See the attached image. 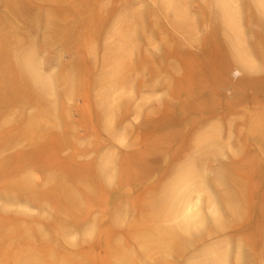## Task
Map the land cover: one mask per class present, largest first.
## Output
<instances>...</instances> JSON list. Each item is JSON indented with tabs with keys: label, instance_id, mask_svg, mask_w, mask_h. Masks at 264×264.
I'll use <instances>...</instances> for the list:
<instances>
[{
	"label": "rangeland",
	"instance_id": "1",
	"mask_svg": "<svg viewBox=\"0 0 264 264\" xmlns=\"http://www.w3.org/2000/svg\"><path fill=\"white\" fill-rule=\"evenodd\" d=\"M49 26L61 31L60 41L42 47ZM260 29L264 32V0H0V141L29 128L23 134L26 139L1 157L29 151L27 138L37 132L45 134L44 141L62 135L71 143L63 151L36 154L41 171L25 165L33 155L24 152L25 156L16 157V163L0 169L4 185L0 190L11 186L12 180L28 178L45 193L62 191L61 201L64 192L73 196L68 215L59 207L55 212L45 202L40 208L0 200V264H23L19 260L26 255L34 257V264H53V260L58 261L55 264H264V165L236 170L240 200L222 204L216 200L214 186L201 183L200 178H182L173 185L171 181L183 169L165 174L166 155L148 152L154 145L155 150L157 144L162 146L158 136L178 124L186 128L185 121L198 106L195 98L187 99L192 96L189 92L217 85L213 77L222 60L234 54L241 57V50L249 48L247 42L258 40ZM15 49L22 51L25 61L31 56L32 88L55 124L42 118L31 120L40 106L31 107L33 98L23 93L19 101L24 110L5 111L4 106L17 101L19 92L7 83L15 65L5 53ZM244 55L240 59L246 65L257 67L259 62L252 55ZM238 69L228 70L229 82L220 90L217 105L235 103L240 89L252 90L239 85ZM244 73L250 78L264 77L260 67ZM237 87L235 95L232 90ZM232 119L237 122L238 118ZM207 128L192 133L183 154L193 151L190 146ZM182 136H186L184 130ZM210 137L227 142L217 129ZM96 144L101 146L97 154L93 151ZM222 144L210 145L215 170L241 158L236 147L223 148ZM74 146L87 151L76 156ZM142 150L147 154L140 162L137 153ZM145 167L152 174L135 183L133 178ZM94 172H101V177L93 179ZM205 173L210 175L201 171ZM215 187L228 192L225 186ZM160 197L165 201L161 215L160 210H154L156 214L149 208ZM231 203L234 212L228 210ZM70 221L73 226L63 232L59 227ZM160 230L167 233L160 236Z\"/></svg>",
	"mask_w": 264,
	"mask_h": 264
},
{
	"label": "bare ground",
	"instance_id": "2",
	"mask_svg": "<svg viewBox=\"0 0 264 264\" xmlns=\"http://www.w3.org/2000/svg\"><path fill=\"white\" fill-rule=\"evenodd\" d=\"M46 1L48 2V0H44V2H46ZM49 4H51V3H49ZM237 7H238V5H237ZM206 18L208 19V16ZM206 18L205 17L204 18L201 17L200 20H204ZM195 21H196V19H195ZM201 22L203 23V21H200V23ZM206 22H209V20L208 21L206 20L204 23H206ZM175 26H176V24H175ZM198 27L199 26H197V28ZM48 29L46 31L49 34L47 35V37L45 36L43 38L44 39V45L42 47H44V46L49 47L52 44L60 41L61 31H55L50 26L48 27ZM183 31H184V29H183ZM257 34H259L257 41H255V42L254 41L253 42H247L248 46H249L248 50L247 49H242L241 50L239 48L241 50V57H239L238 54L236 56H235V54L233 56L231 55L232 57H230V58L229 57H227V58L224 57L225 59L222 60L223 62L221 63L220 68L217 69V71L215 72L214 77H213V80H214V82L217 83V85L213 84V86L209 87V88H207V87L205 88L204 86H202L200 88H197V90H195L193 92H191V91L189 92V94L192 95V96H188V97L186 96L187 99L190 100L191 97H192L193 100H194V98H195L197 103H198V106L196 107L194 114L188 120L185 121L186 128H181V124H178L177 125L178 127L173 128V130L170 131V133L165 134V136L164 135L158 136L157 138L159 140H161L160 145L162 144L163 147L161 146L159 148V145L157 144L156 145V150H155V145H154V147L150 148V150L148 151V152L158 151L157 153H159L161 155H163V154L166 155L164 157V164H165V161H167L168 164L164 166V170L163 171H164L165 174L173 173V175H174L175 174L174 172H177V171H180V170L183 169V171L178 176L175 175L177 177H174L173 180L171 181V183L173 185L178 184L179 180L182 179V178L183 179L186 178L187 180H189L191 178H200V182L201 183L202 182H207L208 184L214 186V191L213 192H215V194H216V200H218L219 203H222V204H224V202L226 200H228V201L231 200L232 202H234V204H235L236 200H240V195H239V191H238V188H239L240 185L237 186L239 184V182L236 179L237 177L235 178V175H238V172L236 173V170H238L240 167L242 168L243 166L244 167L246 166L249 169H253V168H257V166L261 167V165H264V77H261V78H253V77H251L250 78L248 76L249 77L248 78L247 76H245L246 74L244 73V72L248 73L249 70L255 69V68H259V67L261 68V70L264 69V32H262L261 29H260V33H257ZM168 35H171V34H168ZM17 47H21V45L18 44ZM45 49H47V48H45ZM5 54H7V58L9 60H12L14 65H15L14 67L11 68L12 69L11 71L13 73V77L11 79L8 78L7 83H10L11 87L17 88V90L19 91V92H16L17 101L6 104L4 106L5 111L8 110V109H11L12 107H14V108L17 107L20 111H23L24 110L23 104L20 103L21 101H19V98L22 96V93H23V94L29 95L31 98H33L32 101L30 102V106L31 107L32 106H40L37 109V111L35 112V114H33L32 117L30 118L31 120H34L36 118H42V119L48 120V121L51 120L50 121V122H52L51 124H55L56 122L50 118L51 117L50 116L51 113L49 114L50 111H47V110L43 109V104H42V102L40 100V96H39L38 92L34 91V89L32 88V82H31V79H30V77L28 75V72L32 68V66L29 63V61L31 60V56H29L27 61H25V59H24V57L22 55L23 54L22 51H17L16 49L14 50V52H12V50H11V52L7 51ZM244 54L252 55L255 58L254 61L257 60L259 62L257 67H254L255 65H253V66L246 65L242 61L243 59L242 60L240 59V58H242V56H245ZM254 64H257V63H254ZM251 65H252V63H251ZM232 66H237L239 68L238 69L239 71L237 72V73H239V75H241V78H240V81H239V83H240L239 85H244L246 87H250V88L253 87V88H252L251 91H246L245 89H240L239 94L237 96V100L235 101V103L226 102V103L222 104V103L219 102L218 105H217V102L220 101V100H218L219 98L217 96H219L218 94H220V90L225 87V84L226 85L228 84L229 81H228V79L226 77V74H228V70ZM254 71L256 72V70H254ZM37 75H39V74H37ZM262 76H264V75H262ZM20 87L21 88L22 87L25 88L26 89V91H25L26 93H24L23 92L24 89L23 88L21 89ZM237 88H236V90H234V89L232 90L233 94H235V95H237V91L239 90V88L238 89ZM10 90H12V89H10ZM7 97H9V94L6 95V98ZM1 98L2 97L0 96V99ZM232 117H237L238 118L237 122L235 121V119H232ZM206 126H208V128L205 131H202L201 136L197 137L196 143L190 146V147H192L193 151L191 153H189V154H183L185 152V150L188 149L187 142L191 139L192 133L194 135L195 134L194 132H196V130H199L200 128H203V127H206ZM28 129L24 128V129H22L23 131H18V135L17 136H14V137H11V138H8V139L4 138V140L0 141V169L1 170H4L5 167H8L9 165H12V164L16 163V161H17L16 157H18L20 159L21 156H25L24 152H27V153L33 155V158H34L35 155L36 154L38 155L39 152L40 153L41 152H44V153L50 152V154H51V151H63L66 148H71L70 141L67 140V139H63L64 137L62 135H60V138H59V135H56L55 136L56 137L55 141L49 142V141H44L43 136L45 134H42L41 132H37V133H34V134H32L31 136H29L27 138L28 139V144H29V146H31V148H29V151H24V152L20 151L19 153H16L15 155H11V156H7L6 155L4 157H1L4 153H6L9 150L13 149L14 147H16L18 144H20L21 142H23L26 139V138L24 139L23 134ZM214 129H217L218 131L222 132L223 136L227 137V142L222 144V141L218 137H217L218 140L213 139L211 137H210V139H208L207 137L211 136V131L212 130L214 131ZM183 130L186 132V136H184V137L182 136ZM212 135H214V134H212ZM201 139H204V142H201ZM174 142L178 143V145H176L175 149L173 147V143ZM157 143H159V142H157ZM220 143L222 144L223 148L236 147L235 149H237V152H238L237 156H241V158H239L240 159L239 162H234L233 161L234 159H233V160H230V161H228L226 163H222L220 169L218 168V169L215 170L213 168V162L216 160V158H214V156L212 155L213 152L210 149V145H218ZM74 148H75L74 151L76 153V156H77V153L85 154L86 151H87V149H79L77 146H74ZM100 149H101V146H98L97 144H96V146H93V151L95 153L98 152ZM89 151H91V149H89ZM137 154H138L137 155V159H139V161L142 162L143 159L146 158L145 156H146L147 152L142 150V152H139ZM225 156H227V155H225ZM49 157H51V155ZM33 158H31L29 160L27 159L28 162H26L25 165L27 167H29V168L36 167L37 171H41L42 168H41V163L38 161L39 159L37 158V156L35 157L36 159H33ZM44 159H45V157H44ZM162 160H163V158H162ZM51 162L53 164L52 160H51ZM46 163H47V161H46ZM48 163H50V162H48ZM89 164H90V162H89ZM50 166H51V163H50ZM246 167H245V169H246ZM52 168L54 169L55 167L53 166ZM57 168H58V166H57ZM185 168L186 169L188 168V169L186 170ZM4 171H2V172L4 173ZM201 171H202V173H204L205 171H209L210 175H207V173H205V175L201 174ZM57 172H59V171H57ZM54 173H53V175H54ZM151 174H152V170L149 167H145L143 172L140 173V174H137L136 177L133 178V179L136 181L135 183L139 184V183H142L144 180H146V178L149 177ZM12 175H10L9 177L8 176H4V175H2V176L6 177V178L7 177L8 178H12L11 177ZM101 175H102L101 172H98V173L94 172V176L92 175V178L93 179H97V177L100 178ZM56 176H55V179H56ZM133 177H134V175H133ZM0 178H2V177H0ZM37 182H39L41 184V181H37ZM52 182H53V180L51 181V184H52ZM8 183H7V186L9 184H12V183L13 184L11 186H9V187H7L6 184H5V186L7 188H4L3 190H0V200L4 201L8 205H15V204H18L20 202H26V203L37 205V207L39 206L40 208H42V206H44L42 202H45L46 204H50L54 208L55 212H57V210L60 208V210L66 212V214L68 215L70 213L69 211H71V205H73L71 200L73 199V196H70L68 194L69 192L68 193L67 192L63 193V194H65V198H64V201H61L60 195H61L62 191L57 192L55 189L53 191H49L50 189H48L49 192H47L44 189L47 192V193H45L40 187L36 186L28 178H21V179H19L17 181L12 180L11 183H9V184ZM2 185L0 184V187ZM215 185H221V186L227 187L228 188V192H226V194L219 192V190H217ZM95 189H96V187H95ZM63 190H64V188H63ZM66 190H68V189H66ZM159 191H160V189H159ZM143 192H145V191H143ZM153 192H155V191H153ZM187 192H188V190L185 189V193H187ZM241 193H242V191H241ZM149 194H151V193H149ZM163 194H164V190H163ZM163 194H161V195H163ZM170 194H172V193H170ZM147 195H148V193H147ZM155 196L157 197V195H155ZM183 197H184V195H180V199L181 200H183ZM144 199H145V196H144ZM163 199L160 197V199L158 198V200L153 201L151 203L150 207H149L151 209V211L160 210L162 208L164 202H165ZM145 202H143V204ZM234 204L231 203L229 205V207H228L229 211L234 212V210H235ZM2 205H4V204H2V202H1V206ZM227 206H226V208H227ZM4 208L3 209L1 208V209L4 211ZM163 211H164V209H163ZM163 211L160 210L159 215H161L162 214L161 212H163ZM5 212H6V210H5ZM148 213H150V212H148ZM154 213L157 214V212H155V211H154ZM62 214H63V212H62ZM66 214H64V215H66ZM14 215H15V213H14ZM146 216H149V215H146ZM168 216H167V218H168ZM157 217L154 218V219H157ZM167 218H166V220H167ZM163 219H164V217H163ZM163 219H161L162 222H164ZM142 220H145V219H142ZM30 222H32V221H30ZM37 222L35 224H37ZM1 223H2V221H1ZM15 224H17V223H15ZM42 226L48 228V230H52V227L50 225H48V224H42ZM71 226H73V224H71V221H70L69 224H67L65 227H64V225H62L59 228L62 227L63 228V232H68L71 229ZM0 227H2V225H0ZM53 227L55 228L54 224H53ZM160 227H162V226H160ZM0 230H2V229H0ZM157 230H159V229H157ZM10 231H11V229H10ZM170 231H172V230H170ZM166 233H167L166 230H160V232H158V234L160 236H163ZM136 234H135V236L138 235V234L137 235ZM130 235H132V234H130ZM148 235L146 234V236H148ZM0 236H2V233H1ZM135 236H133V237H135ZM152 236H153V234H152ZM152 236H150V237H152ZM155 236L156 235H154V237ZM170 236L173 239L175 237L173 235V233H170ZM154 237H153V239H154ZM129 238H132V236L129 237ZM135 239H136V237H135ZM142 240H143V238H142ZM30 241H31V239H30ZM136 241H138V240H136ZM161 241H159V242H161ZM163 242L166 245V241H163ZM35 243H37V242H35ZM10 244L14 245L15 243H10ZM149 245H150V243H149ZM151 245H152V243H151ZM175 245H176V243H175ZM175 248H177V245H176ZM118 250H120V248H118ZM12 251H13V249H12ZM36 252H37V250H36ZM121 252H123V251H121ZM149 252H151V251H149ZM11 253H13V252H11ZM70 253H69V255H71ZM140 253H143V252L141 251ZM146 253H147V251H146ZM25 255H26V252H25ZM63 255H64V253H63ZM69 255L66 254L65 256H69ZM8 256H9V254H8ZM19 256H21V255H19ZM57 257L59 258V256H57ZM120 257H121V255L119 256V258ZM4 258L6 259V257H3V259ZM32 258H34V257L31 256V255H26V256H24L21 259L19 258L20 260L19 259L18 260L19 261L23 260V262H24V263L22 262L23 264H34L35 261ZM50 258H52V257H50ZM52 259H51V262H52ZM14 260H13V262H14ZM35 260L39 261V259L37 257H36ZM122 260H123V255H122ZM54 261L55 260H53V264L58 262V261L57 262L56 261L54 262ZM66 261H67V259H66ZM16 262H18V261H16ZM123 262L126 263L125 261H123ZM64 263H65V261H64ZM120 264H122V262Z\"/></svg>",
	"mask_w": 264,
	"mask_h": 264
}]
</instances>
